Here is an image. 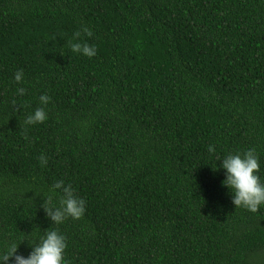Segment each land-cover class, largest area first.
Returning a JSON list of instances; mask_svg holds the SVG:
<instances>
[{"label": "trees", "instance_id": "obj_1", "mask_svg": "<svg viewBox=\"0 0 264 264\" xmlns=\"http://www.w3.org/2000/svg\"><path fill=\"white\" fill-rule=\"evenodd\" d=\"M249 149L264 179V0H0V251L50 229L66 264H264V207L213 170ZM61 180L86 211L56 225Z\"/></svg>", "mask_w": 264, "mask_h": 264}, {"label": "clouds", "instance_id": "obj_2", "mask_svg": "<svg viewBox=\"0 0 264 264\" xmlns=\"http://www.w3.org/2000/svg\"><path fill=\"white\" fill-rule=\"evenodd\" d=\"M83 33L88 37L92 32L83 28ZM81 32L74 34V39L79 41ZM69 48L72 53L92 58L97 54V48L87 43L69 42ZM23 70L15 73L14 80L17 85L23 83ZM25 89L19 87L17 93L20 96L25 94ZM48 95H41L39 100L41 105L47 106L50 102ZM48 119L45 107H38L30 113L24 124L26 126L42 124ZM215 151L213 146L208 147V152ZM42 167L46 166L48 161L44 155L39 158ZM222 168L225 172V179L222 184L229 189L232 195V203L236 208H243L251 213H257L261 207H264V179L260 176L261 161L254 149H249L243 154H228L213 170ZM57 191H62V197L57 206L53 203V197ZM43 209L46 217L53 224L60 225L67 218L80 220L86 211V201L78 197L72 186H65L63 180L55 183L50 190L48 199L44 200ZM21 244V243H20ZM19 244V245H20ZM19 245L12 241L6 248L0 251V264H9L10 260L15 264H66L65 253L67 249V239L59 230H46L39 242L32 246V251L25 257L18 255Z\"/></svg>", "mask_w": 264, "mask_h": 264}]
</instances>
